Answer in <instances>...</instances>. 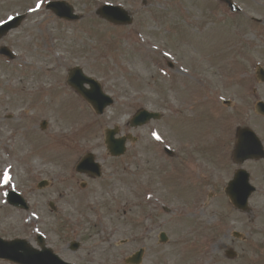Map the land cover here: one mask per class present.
Segmentation results:
<instances>
[{
  "label": "rangeland",
  "instance_id": "obj_1",
  "mask_svg": "<svg viewBox=\"0 0 264 264\" xmlns=\"http://www.w3.org/2000/svg\"><path fill=\"white\" fill-rule=\"evenodd\" d=\"M53 1L65 0H0V23L25 16L0 40L16 55L0 56V236L38 249L43 235L63 259L91 264H125L141 248L142 264H264V160L243 165L257 187L250 212L224 192L240 168L237 130L251 128L264 144L255 110L264 101L256 78L264 0H234L239 14L218 0H66L75 22L48 11ZM106 4L126 8L134 24L102 20ZM77 67L114 98L103 116L68 85ZM141 109L163 118L133 129ZM116 127L138 139L118 159L105 143ZM88 153L103 165L101 179L75 172ZM12 190L29 210L6 202ZM78 234L84 242L73 253Z\"/></svg>",
  "mask_w": 264,
  "mask_h": 264
},
{
  "label": "water",
  "instance_id": "obj_2",
  "mask_svg": "<svg viewBox=\"0 0 264 264\" xmlns=\"http://www.w3.org/2000/svg\"><path fill=\"white\" fill-rule=\"evenodd\" d=\"M232 7V2L230 0H223ZM52 8L60 17L70 19V20H77L79 17L73 15V8H71L66 3H56L49 6ZM98 15L114 24L118 25H130L133 23V20L129 16V13L123 10L120 7H103L98 11ZM21 22V18L17 19L15 22L10 23L6 25L3 30L4 32H1L0 37L6 34V32L11 27H17ZM80 73V72H79ZM263 78V77H262ZM264 79V78H263ZM83 83H89L93 90L90 92H86L83 90ZM83 83H78V90L98 109L99 112H102L103 109L111 105L113 103L112 99L105 96L102 92L101 87L99 84L91 79L84 78ZM260 111L264 113V105H260ZM160 115L158 114H150L148 112H140L135 120L133 121V125H142L145 123H148L151 119H159ZM111 134V133H110ZM239 145L236 150V161L238 163H243L248 159H255L260 160L264 159V148L261 145L259 139L256 137V135L247 129H243L239 132ZM124 141L120 142H114L112 143L110 141V136L108 140V144L110 149H113V151H117L119 154L124 152ZM90 165H92V161L88 162ZM92 171V170H91ZM249 179L250 176L244 171H239L236 175V179L232 184L230 185L229 189L227 190L228 195L231 197L232 201L238 207L239 209H242L244 211L248 210V199L250 195L255 191L254 188H252L249 185ZM11 202L15 205H20L22 207L27 208L26 203L19 198L15 193H11ZM163 240L166 241L165 235H163ZM14 245H20L25 246V242L23 241H16L14 243H7L0 239V258L5 257L11 260H14L16 262L20 263H27L24 260H22L20 257L16 256ZM40 245L43 246L42 241L40 240ZM14 252V253H13ZM27 252H31L30 249H27ZM143 251L136 254L133 258L128 260V263L133 264H141L143 259ZM34 254H38L40 256L39 262L40 264H62V262L59 260V258L50 250H46L43 254H40L39 252H34Z\"/></svg>",
  "mask_w": 264,
  "mask_h": 264
},
{
  "label": "snow or ice",
  "instance_id": "obj_3",
  "mask_svg": "<svg viewBox=\"0 0 264 264\" xmlns=\"http://www.w3.org/2000/svg\"><path fill=\"white\" fill-rule=\"evenodd\" d=\"M37 7H39V5H37ZM159 138V137H157ZM10 180V176L8 175L7 172L4 173V183L7 184Z\"/></svg>",
  "mask_w": 264,
  "mask_h": 264
},
{
  "label": "bare ground",
  "instance_id": "obj_4",
  "mask_svg": "<svg viewBox=\"0 0 264 264\" xmlns=\"http://www.w3.org/2000/svg\"><path fill=\"white\" fill-rule=\"evenodd\" d=\"M15 214H17V213H15Z\"/></svg>",
  "mask_w": 264,
  "mask_h": 264
}]
</instances>
